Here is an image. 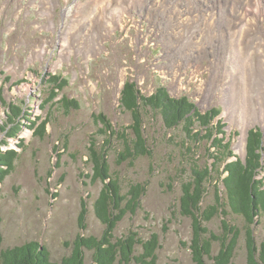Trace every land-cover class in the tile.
I'll return each instance as SVG.
<instances>
[{
	"label": "rangeland",
	"instance_id": "rangeland-1",
	"mask_svg": "<svg viewBox=\"0 0 264 264\" xmlns=\"http://www.w3.org/2000/svg\"><path fill=\"white\" fill-rule=\"evenodd\" d=\"M49 75H59L67 86L43 107ZM126 81L144 95L163 86L172 97H187L201 113L217 108L216 120L243 159L247 130L259 128L264 146V0H0V143L5 140L18 152L0 186L3 247L35 241L51 261H59L79 235L101 233L92 202L102 183L85 178L91 173L87 146L97 114L115 127L130 124L129 113L119 108ZM61 98L76 101L78 108L66 113L55 102ZM9 104L31 119L48 117L45 135L26 129L20 119L17 138L6 140L2 121ZM143 122L152 158L118 165L117 146L107 154L110 173L123 190L128 183L147 185L141 209L125 216L114 234L155 233L158 264H192L181 244L188 243L191 228L176 210L179 178L167 188L180 163L179 146L173 144L183 135L167 133L151 114ZM19 139L23 143L16 148ZM205 149L204 144L202 165L208 163ZM211 199L209 194L204 204ZM228 218L242 227L240 218ZM207 227L219 231V218ZM252 229L258 243L264 223ZM233 264H245L242 232Z\"/></svg>",
	"mask_w": 264,
	"mask_h": 264
},
{
	"label": "trees",
	"instance_id": "trees-1",
	"mask_svg": "<svg viewBox=\"0 0 264 264\" xmlns=\"http://www.w3.org/2000/svg\"><path fill=\"white\" fill-rule=\"evenodd\" d=\"M50 92L41 103L44 107L58 96L67 81L59 75H49ZM1 99V98H0ZM58 102L67 113L77 109L74 100L61 98ZM119 108L128 112L129 125L115 127L104 114H97V130L90 136L86 162L90 174L85 178L102 183L92 202V213L102 225L99 235H79L69 246V253L59 261H51L46 248L35 241L19 246L3 247L0 234V264H86V252L90 253L88 264H158L157 250L160 248L158 235L151 233L142 238L137 232L128 230L116 237L114 232L119 222L127 215L133 216L140 210V198L146 192V183H128L123 190L118 177L110 173L107 154L117 146L116 164L128 165L140 157L152 158V151L144 137L145 115L158 117L161 128L167 133L180 131V163L177 174L171 177L167 188L171 189L176 178L179 184L177 212L190 222L191 235L187 244L192 264H233L235 249L241 232L245 246V264H264V238L256 242L254 225L264 223V146L259 128L246 132L245 155L241 159L231 149V139L226 136L224 124L216 120L220 111L211 108L201 113L185 96L172 97L163 86H158L150 95L142 94L134 82L126 81L120 90ZM9 104L2 121L7 139H16L23 127L45 135L49 118H29L28 113ZM15 130V131H14ZM23 140L19 139L20 148ZM206 145L208 163L200 164V150ZM0 186L13 168L18 157L16 149L8 143H0ZM169 180V178H168ZM212 199L205 203L207 196ZM85 204L79 214L80 227L85 228ZM229 215L240 218L239 228L231 222ZM215 217L219 218V231L207 227Z\"/></svg>",
	"mask_w": 264,
	"mask_h": 264
}]
</instances>
